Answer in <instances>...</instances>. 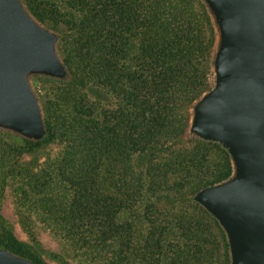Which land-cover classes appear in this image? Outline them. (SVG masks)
<instances>
[{
	"label": "trees",
	"instance_id": "1",
	"mask_svg": "<svg viewBox=\"0 0 264 264\" xmlns=\"http://www.w3.org/2000/svg\"><path fill=\"white\" fill-rule=\"evenodd\" d=\"M25 1L42 23L60 33V53L73 75L68 83L46 79L63 86L60 96L68 114L75 115L71 124L60 125L69 135L58 175L73 189L59 211L60 231L92 251L109 250L110 264H209L214 258L230 264L225 232L193 200L203 187L231 175L229 154L218 143L193 139L219 156L210 170L201 149L184 148L188 123L183 128L180 122L182 109L189 111L208 89L207 82L197 85L192 79L197 55L205 58L206 74L213 79L215 30L205 5L201 0H75L84 16L72 34L75 52L65 55V26L57 18V6L44 9ZM92 84L101 91L113 87L121 100L109 115L101 110L100 120L91 111ZM40 96L49 135L38 142L21 137L29 149L53 142L59 130L55 113ZM135 156L142 160L138 169ZM115 163L124 174L113 194L104 193L98 185L101 166ZM179 201L188 207L176 225L182 230L181 242L171 241L158 220L151 223L144 242L136 241L133 222L119 219L138 207L151 212ZM199 215L213 228L197 223ZM0 247L48 264L12 235L0 239Z\"/></svg>",
	"mask_w": 264,
	"mask_h": 264
},
{
	"label": "water",
	"instance_id": "2",
	"mask_svg": "<svg viewBox=\"0 0 264 264\" xmlns=\"http://www.w3.org/2000/svg\"><path fill=\"white\" fill-rule=\"evenodd\" d=\"M215 30L211 88L189 106L185 140L220 144L232 173L193 200L225 232L230 264H264V0H201ZM61 35L25 0H0V131L49 135L36 80L71 82ZM0 264H36L0 247Z\"/></svg>",
	"mask_w": 264,
	"mask_h": 264
},
{
	"label": "rangeland",
	"instance_id": "3",
	"mask_svg": "<svg viewBox=\"0 0 264 264\" xmlns=\"http://www.w3.org/2000/svg\"><path fill=\"white\" fill-rule=\"evenodd\" d=\"M33 3L44 9H48L53 4L57 6L60 12L57 18L65 26V28L61 27L66 34L63 52L65 55L70 50L75 52V46L71 44L74 38L72 34L76 27L75 23L82 21L84 16L83 12L74 5L75 0H33ZM195 65L193 81L197 85H201L199 82H207L206 91L209 90L213 79L206 74L205 58L197 55ZM36 85L45 104L55 113L56 129L59 130L53 142L30 149L18 135L0 132V239L14 236L31 251L38 253L48 264H110L112 252H108L109 250L92 251V248L82 247L75 239L66 237V234L60 231L59 211L70 199L73 190L70 183L58 175L65 141L68 140L67 135H69L65 132L64 126L60 127V125L71 124L75 115L68 114L66 104L60 96L63 86L46 79L36 80ZM93 90L99 91L100 96H96ZM88 95L91 111L94 109L93 114L99 120L100 118L97 117H100L101 110L109 115V112L117 109L121 103L118 91L108 85L101 91L92 84ZM188 120L189 111L185 107L182 109L180 121L183 128L186 127ZM192 140H185L184 148L190 151L201 149L206 159L205 164L213 170L220 160L217 153L214 150L207 151L206 148H200L197 142ZM168 145L174 146L172 143ZM133 161L138 169L142 160L135 156ZM118 166L117 163L101 166L98 185L104 193L113 194L114 185L124 174L122 168ZM151 197L152 195L148 193L147 198ZM156 208L158 210L152 209L148 212L147 208L138 207L134 211L122 213L119 219L121 221L129 219L133 222V239L136 241H143L152 226L151 223L158 220L157 224L164 227L165 233L174 239L171 241L181 242L182 230L176 229V225L188 207L180 202L179 205ZM197 223L213 228L210 222H202L200 215ZM209 264L221 263L219 259L214 258Z\"/></svg>",
	"mask_w": 264,
	"mask_h": 264
}]
</instances>
